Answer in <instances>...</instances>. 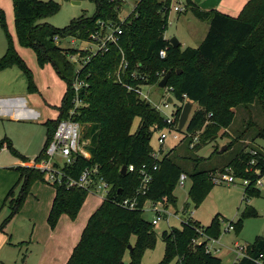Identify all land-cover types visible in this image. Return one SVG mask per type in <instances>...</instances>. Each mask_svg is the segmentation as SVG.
Wrapping results in <instances>:
<instances>
[{
    "label": "trees",
    "instance_id": "obj_1",
    "mask_svg": "<svg viewBox=\"0 0 264 264\" xmlns=\"http://www.w3.org/2000/svg\"><path fill=\"white\" fill-rule=\"evenodd\" d=\"M88 1L95 5L92 16L73 19L66 27L59 29L41 22L58 11V5L53 1L13 0L14 30L18 44L31 48L37 62L40 65L50 64L67 85L58 118L43 124L47 138L34 163L45 158L47 145L58 122L67 117L73 97L70 82L75 72L67 55L77 51L60 48L59 42L66 38L87 39L98 30L100 23L119 27L122 34L118 45H111L108 52L91 58L82 70L83 75L88 76V88L82 96L84 107L74 116V121L87 126L82 139L89 143L85 146L89 158L74 155L72 163L64 167L67 175L77 177L85 168L97 166L98 174L110 185V190L107 198L87 220L66 264H141L144 253L153 250L156 244L153 225L143 220L142 209L125 210L111 199L120 200L133 194L139 184V176L137 172L120 175V168L151 165V139L157 130L164 129L167 125L150 103L133 91H127L123 85L115 83L112 75L119 64L120 50L128 62L124 79L127 85L137 87L156 84L160 79L157 73L170 71L166 89L172 92L182 106L187 100L199 107L190 117L185 129L184 134L190 135H187V149L191 147L194 133L199 130L202 131L199 142L205 144L216 139L220 131V136L226 135V130L233 122L235 109L248 110L257 104L264 110V0H249L237 17L227 16L217 10L203 11L188 3L192 15L199 21L207 22L209 28L198 47H186L183 50L180 45L173 48L163 36L172 0H139L133 14L124 21L118 18L121 0ZM0 25L6 32L2 12ZM6 37L7 48L0 58V71L17 66L27 79L28 91L31 93L34 88L30 71L18 57L7 33ZM164 48L166 56L160 58L159 51ZM134 71L143 76V80L130 79L129 76ZM178 71L180 73H176ZM108 74L111 76L108 77ZM182 106L174 113L176 119ZM135 119H138V125L131 132ZM252 126L253 123L248 121V126L242 133ZM243 136L237 135L229 146L243 140ZM256 138L264 139V125L256 129L253 140ZM5 143L14 156L25 161L7 139L0 141V147ZM200 143L194 144L192 149H198ZM216 152L215 150L212 155ZM203 161V158L193 159V163L197 165ZM15 170L19 173L20 190L16 197L11 190L4 199L11 213L0 222V231L19 212L32 184L36 181L46 183L38 170L21 166ZM254 170L258 171V175ZM215 171L216 169L198 170L195 165L193 171L187 172L176 162V157L163 156L158 162V170L153 173L149 191L139 199V207L146 201L167 202L174 207L176 198L173 191L180 174L185 173L191 183L188 198L196 207L215 185L212 183ZM227 172H231L230 176L233 178L248 181V185L244 186L245 194L258 193L255 185L259 177L264 176V154L247 145L217 170L218 175ZM50 186L55 190V196L47 224L53 229L62 214L75 220L88 193L81 189H66L64 185ZM255 214L251 208H246L243 213L245 217ZM230 224L238 233L241 220ZM199 228L208 237L218 238L220 235L216 216L208 226ZM199 228L195 221H185L180 229L170 227L163 231L161 239L165 253L158 264H170L173 260L174 264H224L220 258L207 253L204 244L192 245V240L199 237ZM132 237L134 242H131ZM128 246H131L130 250ZM250 247L251 255L264 254V238L257 237ZM126 251L130 256L128 263L123 261ZM235 264L254 263L243 259Z\"/></svg>",
    "mask_w": 264,
    "mask_h": 264
},
{
    "label": "rangeland",
    "instance_id": "obj_2",
    "mask_svg": "<svg viewBox=\"0 0 264 264\" xmlns=\"http://www.w3.org/2000/svg\"><path fill=\"white\" fill-rule=\"evenodd\" d=\"M41 2H47L50 0H38ZM58 5V11L43 19L41 22L48 23L54 28H64L73 19H77L81 16L90 17L95 13V5L88 0H51ZM139 0H121V7L118 11V18L120 21H124L126 18L133 14L135 5ZM78 2V4H73ZM186 8V0L182 1ZM0 12L4 15L5 30L0 25V58L6 51L7 37L9 35L12 45L16 50L18 57L23 61L25 66L29 69L31 74V80L33 84V92L28 91L27 79L17 66H11L0 71V96H7L13 94H26L27 101L32 105L33 112L37 114L35 118H31L28 121H15L9 119H0V141L3 139L10 140L12 148L33 161V155L41 149L46 142V129L43 124L47 121H54L59 116V107L62 102L63 95L66 92L67 85L64 80L60 79L55 73L53 67L50 64L40 65L37 62L36 55L31 48L20 46L16 40L14 30V12H13V0H0ZM171 11H169L170 13ZM173 14V13H172ZM170 14V18L173 17ZM168 20L166 30L163 33L164 39L176 38L180 42L181 48L186 47L196 48L195 41L192 40L188 43V33L183 26L179 23H175L172 20ZM87 39L76 40L73 38H66L59 42L58 46L66 50H76V53L68 54L67 60L74 67V72L79 68L81 63L86 57L87 48L90 45L85 42ZM195 44V45H194ZM195 46V47H194ZM83 54V55H82ZM82 55V56H81ZM162 73L159 72L156 75L160 78ZM163 74V76H164ZM162 78V77H161ZM159 79V81L161 80ZM158 81V82H159ZM140 86V85H138ZM137 86V87H138ZM142 96L145 97V101L149 102L152 107L156 108L161 117L172 116L176 110L182 106V103L177 101L172 92L168 89H159L156 84L141 85ZM168 98L172 99V103H169L168 108H164V101ZM187 102V100H185ZM184 102V103H185ZM183 103V104H184ZM199 109L196 103H192V108L189 113V117L185 125L180 132L185 133L187 123L192 114ZM182 108L180 109L181 112ZM235 116L230 127L226 130V135L218 136L212 141H207L203 144L199 142V136L201 130L194 133L193 137H198L197 144L200 143L199 148H193L189 146L187 149V136L183 134L180 136V141L173 140L171 135H168L161 147L162 156L176 157V162L179 163L187 172H191L196 165L198 170L210 171L216 169L213 176L217 177V170L224 167L230 162L236 154L245 146L255 149L257 152L264 154V139L256 138L253 140V136L258 127L264 125V110L257 104L249 107L248 110L243 108H237L234 110ZM179 112V115H180ZM174 117L173 128L178 130V119ZM248 121L253 123V126L246 130ZM138 125V119H135L131 132H133ZM250 127V126H249ZM87 126L82 125L80 130V146L88 141L82 139ZM164 130V129H160ZM160 130H157L158 132ZM179 131V130H178ZM156 132L151 139V146L157 148ZM244 135L243 140L233 142L236 140V136ZM188 136H190L188 134ZM229 146V147H228ZM225 147L224 151H221ZM187 149V150H186ZM217 151L212 155L214 151ZM40 151V150H39ZM189 151V152H187ZM212 155V156H211ZM211 156V157H210ZM203 158V162L197 165L193 163V159ZM210 157V158H209ZM192 158V159H190ZM58 162H61L59 158H56ZM20 160L14 156L6 146L4 147L0 155V220L7 218L11 210L7 201H4L10 190H13V194L16 197L20 190V184L18 182L19 173L15 170L18 167ZM30 164L26 163L25 166ZM258 175V171H255ZM186 174V173H185ZM227 175H231V172H227ZM260 184H256L255 189L259 190L255 194H245L242 180L239 177H234L233 183H216L215 179H212V186L205 198L199 203L198 206H194L191 200L188 198V190L190 188V180L187 178L183 186L177 185L173 191V195L176 198L175 206L167 204V202H152L147 201L142 210L143 220L151 223L154 212L151 211V206H159L162 211L166 210L167 215L164 219H161L153 226V230L156 234V244L153 250H148L144 253L141 264H158L165 253L164 243L161 239V233L168 230L170 227L180 229L182 223L185 221H195L197 227L205 228L210 224L212 219L218 217L220 225V243L223 245L221 251L217 252L214 256L220 258L224 264H231L234 254L228 251L227 248L232 247L234 243L240 245H252L257 237L264 238V176H260ZM49 184L42 183L41 181L35 182L18 215L13 216L9 220L4 230L9 235H16L20 233V230L26 229L30 225L28 220L33 217L37 223V227L40 225V220L43 218V211H45V202L49 199L52 187ZM100 198L104 196L100 195ZM100 202V199L94 195L88 194L84 199L83 210L80 213V220L83 219L86 213V209L90 208L94 204ZM246 208H251L255 211L254 216L243 215ZM14 218V220H12ZM166 218H168L166 220ZM1 220V221H2ZM241 220V228L238 233L235 231L226 232V227L232 222L236 223ZM77 225L79 223H76ZM76 226V225H75ZM202 231V229H197ZM205 235V234H204ZM202 234L199 237H204ZM205 236H208L207 234ZM198 237V238H199ZM29 239L27 238L26 241ZM131 242H134V237L131 238ZM24 249V248H23ZM22 249V250H23ZM28 249V261L26 264H33V242L27 245ZM21 259V256H20ZM17 260V264H21V260ZM130 260L129 252L126 251L123 255V261L128 263ZM174 260L170 264H174Z\"/></svg>",
    "mask_w": 264,
    "mask_h": 264
},
{
    "label": "built area",
    "instance_id": "obj_3",
    "mask_svg": "<svg viewBox=\"0 0 264 264\" xmlns=\"http://www.w3.org/2000/svg\"><path fill=\"white\" fill-rule=\"evenodd\" d=\"M182 1L184 0H172L170 4V11H173L174 13L184 12L185 6ZM121 34L122 32L119 27L100 23L98 30L88 36L85 42H87L90 47L84 50L87 53V57L81 63H79V68L75 70L74 78L70 82L73 97L70 102V108L67 112V117L58 122L52 139L48 143L45 150V158L41 159L37 163H31L28 166L29 168L40 171L43 174L44 181L49 185H64L66 189L75 188L84 190L88 194H94L98 196L102 195L104 196L101 198L102 201L107 198L110 185L104 180L102 176L98 174L97 166L85 168L77 177L67 175L64 171V167L72 163L74 155L82 156L85 159L89 158V154L85 149L87 142L84 143V146L82 147L79 144L81 139L80 130L82 126L74 121V116L80 109L84 107L82 96L84 91L88 88V76L83 75L82 70L89 60H91V58L96 55H102L108 52L111 45L117 46ZM57 41L58 39L56 38L55 42ZM165 56L166 48L159 51L160 58H164ZM127 67L128 62L125 59L123 52L120 50L119 64L116 71L112 75L114 81L115 83L123 85L127 91H133L138 95V97L145 100L146 98L142 96L141 85L138 87H132L125 83L124 79L126 78ZM163 74L164 73H162L161 77H163ZM110 76L111 75L108 74V77ZM129 78L132 80H143V76L135 71L130 74ZM168 106L169 103L167 100H165L163 107L168 108ZM163 119L167 127L164 128V130H160L158 132L156 137L158 147L153 148L150 152V158L152 159L153 163L151 165L143 164L139 168H135L132 165L126 167V172H137L139 176L140 181L133 194L130 197L120 200H116L114 198L111 199L113 203L125 210H143V207L147 201L142 205V207H139V199L142 196H145L150 189V185L153 181V173L158 170V162L163 158L161 147L163 146L168 135H171L173 140L177 141L182 139L180 137L182 134L184 136L188 135L170 128L173 127L174 124V113L172 116H165ZM197 141L198 137H193L191 146L192 144H196ZM4 147L5 146L0 147V154ZM56 158H59L61 162H58ZM214 179L216 183L225 182L230 184L234 182V178L227 174H219ZM186 180V175L180 174L177 185L183 186ZM242 184L243 186H247L248 181L243 179ZM256 184L259 185L260 180H258ZM151 211L154 212V217L151 221L153 226L156 225L159 220L164 219V216L167 215L166 210L162 211V208L159 206H151ZM167 219L168 218H166V220ZM225 230L226 232L234 231V226L229 224ZM197 232L199 233V236L203 234L200 230H197ZM201 244H204V250L212 255H215L217 252L221 251L223 247L219 238H213L204 235V237H199L192 240L193 246ZM227 249L234 254L231 264L238 263L243 259L250 260L254 264H264V254L260 253L256 256L251 255V247L249 245H240L238 243H234L232 247Z\"/></svg>",
    "mask_w": 264,
    "mask_h": 264
},
{
    "label": "crops",
    "instance_id": "obj_4",
    "mask_svg": "<svg viewBox=\"0 0 264 264\" xmlns=\"http://www.w3.org/2000/svg\"><path fill=\"white\" fill-rule=\"evenodd\" d=\"M248 1L249 0H186L187 6L184 12L174 13L173 11H171L169 13L168 20L170 18V14L173 13L172 14L173 17H171L170 20L174 21L175 23H179L180 26H183V28L186 29L188 33V37H187L188 43L190 44L191 41L194 40L196 37L197 41L195 44L196 46H199L207 34L209 25L205 21H199L192 15V13L189 11L188 3L197 6L199 9L203 11L217 10L218 12L225 14L227 16L237 17L240 11L242 10L243 6ZM179 45L181 48L182 44L180 42ZM181 50H183V48H181ZM26 97H27L26 94H13L7 96H0V119L28 121L31 118H35L37 114L33 112V107L29 103V101H27ZM8 141L10 142V140ZM10 145L12 147L11 142ZM3 146L7 147V143H5V145ZM41 149H38L34 153L33 161H30L28 157L19 154L17 152L25 159L24 162L21 159H19L20 160L19 166L26 167L25 166L26 163L27 164L34 163V160L40 153ZM54 196H55V190L53 189L52 192H50L49 199H47V201L45 202V207H44L45 211H43L45 213H43V218L40 220L39 227H37V223L35 219L31 217V219L28 220L30 222V225L27 226L26 229L20 230V233L17 234L16 237L14 234L9 235L4 229L0 231V264H17L18 263L17 260L20 259V256H21L20 263L26 264L28 261V255L30 254V252L28 254L27 245L32 242H33V264H66L67 263L74 247L76 246V244L80 239L81 233L87 223V220L89 219L91 214L102 203V200L98 195H94L100 199V202L94 204L90 208H87L83 219L80 220V216H79L81 211L84 209L82 205L75 220H70L66 214H62L59 217L55 227L51 229L47 224V217ZM18 213L16 215H18ZM12 220H14V218ZM76 223L79 224L77 225ZM27 238L29 239L28 241H26Z\"/></svg>",
    "mask_w": 264,
    "mask_h": 264
},
{
    "label": "water",
    "instance_id": "obj_5",
    "mask_svg": "<svg viewBox=\"0 0 264 264\" xmlns=\"http://www.w3.org/2000/svg\"><path fill=\"white\" fill-rule=\"evenodd\" d=\"M73 4H78V2H73ZM169 44L173 47V48H177L179 47V42L177 41L176 38H170L169 39ZM176 73H180V71L176 72ZM170 75V71H167L164 76L161 78V80L157 83V87L159 89H165L166 88V84H167V80L169 78ZM168 103H172V99L168 98L167 99ZM149 104V102H147ZM192 108V103L187 101L183 104L182 106V110L180 112L179 115V119H178V130L181 131L183 126L185 125V123L188 120L189 117V113L191 111ZM225 147L222 148L221 151H224ZM126 174V167L122 166L120 168V175H125ZM131 246H128V250H130Z\"/></svg>",
    "mask_w": 264,
    "mask_h": 264
}]
</instances>
